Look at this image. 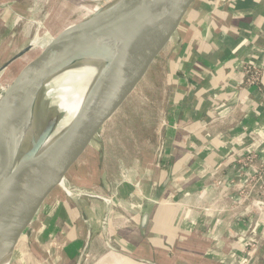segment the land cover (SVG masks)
Listing matches in <instances>:
<instances>
[{
	"label": "crops",
	"instance_id": "0c3cea01",
	"mask_svg": "<svg viewBox=\"0 0 264 264\" xmlns=\"http://www.w3.org/2000/svg\"><path fill=\"white\" fill-rule=\"evenodd\" d=\"M236 11H242L246 21L238 22ZM243 35L254 38L264 61V0H192L187 5L162 46L164 84L170 86L169 98L182 100V105L175 124L160 129L163 140L156 158L151 154L135 162L127 180L125 176L114 183L108 180L105 160L137 144L140 137L82 170L72 185L89 193L78 200L86 220L64 191L45 198L26 226L37 264H73L80 257L81 243L91 234L99 237L97 258L87 264H239L238 258L246 256L245 239H240L239 250L232 253L238 256L233 257L231 236L249 231L247 240L255 245L247 264H264L263 216L259 230L250 221L232 224L226 215L216 226L215 221L206 223L197 213L188 216L166 201L179 189L204 185L201 177L207 173L220 177L232 164L221 178L227 187L236 160L250 152L264 156V62L263 93L249 86L237 89L244 73L233 77V52ZM163 156L167 171L159 166ZM139 168L150 172L144 171L143 186L136 178ZM210 190L202 191L201 197L213 196ZM230 195L227 188V201ZM101 237L110 243L115 239L120 249L109 245L110 250L104 251Z\"/></svg>",
	"mask_w": 264,
	"mask_h": 264
},
{
	"label": "water",
	"instance_id": "95a60500",
	"mask_svg": "<svg viewBox=\"0 0 264 264\" xmlns=\"http://www.w3.org/2000/svg\"><path fill=\"white\" fill-rule=\"evenodd\" d=\"M89 1L93 4L92 7L96 8L91 10L87 23L81 21L66 33L54 30L49 32L41 27L40 33L34 35L27 44L0 65L1 81L22 62L38 54L35 61L29 65H34L33 85L40 90L49 74V68L53 69L50 64L54 65V54L64 56L68 61H97L101 53L116 51L114 61L104 62L103 71L79 109L77 122L71 124L42 153L39 152L47 140L44 134L17 159L18 141L24 126L18 129L19 123H12L2 133L0 229L32 214L45 198L65 190L74 183L82 170L103 158L106 153L114 152L145 134L172 126L180 114L182 100L172 101L169 98L170 86L164 82L158 86L141 85L140 88L145 93L136 95V99L131 100L142 78L141 73L126 62L130 59L141 61L155 31L165 22L167 15L175 21L184 13L185 4L192 0H141L142 2L138 3L141 11L127 8V11L122 12L125 20L135 18L134 33L127 36L122 44L118 40L111 41L113 45L107 43L103 37V18L97 1ZM121 3L124 9L126 0ZM242 13L236 11L234 15L238 22L247 19ZM120 21L124 20L121 18ZM243 30L247 31L244 28ZM241 39L242 43L237 51L233 52L236 55V63L232 68L233 77L245 72L255 50L253 37L243 35ZM96 43L98 45H95ZM51 111L49 110V113ZM51 114L46 133L58 119L57 113ZM121 175L126 176V172L122 171ZM145 218L146 214L142 220Z\"/></svg>",
	"mask_w": 264,
	"mask_h": 264
},
{
	"label": "rangeland",
	"instance_id": "374dc122",
	"mask_svg": "<svg viewBox=\"0 0 264 264\" xmlns=\"http://www.w3.org/2000/svg\"><path fill=\"white\" fill-rule=\"evenodd\" d=\"M81 1L83 0H71L70 3H66V7L64 6L66 9L63 7L64 12L56 15L55 18H58L53 20L54 17H52L53 14L50 9V5L44 3L43 0H0V65H2L20 48L28 43L37 31L38 24H40L41 27H46L52 21H59V23L54 25L52 29L50 27L49 32L54 30L66 33L69 28L81 21L87 23L90 13L87 16L81 17L80 12L83 11V14H87L86 10H76L84 6L87 10H89V12H91V10L96 7H92L93 4H91L89 0H86L84 4H81ZM96 1L97 6L101 9V12L105 13L119 0ZM56 4H58V1ZM162 51L163 47L157 51L141 73L140 77L142 80L135 94L131 96V100L136 99V95L138 96L139 94L145 93L141 90V85L145 86L147 84H156L158 86L163 82H167L165 75V59L163 56L164 52ZM262 61L263 56L258 59L257 63L254 62L248 70L246 69L244 72L247 85L255 88V92L259 91L261 93H263L261 85L263 71L259 66ZM31 69H34V65L28 68L27 71H30ZM14 70L12 72H14ZM12 72L0 81V87L6 83L12 82ZM25 72L26 71H21L19 74L25 75ZM18 84L19 83H17L16 86ZM9 97L10 95L4 90L0 91V132L3 131L4 127L8 124L11 118L12 104L7 106ZM163 132V130H160L154 134H145L141 136V140L137 144L129 146L105 160L108 180L112 183L118 182L122 178V169L126 172V176L123 180H127V176H129L128 174L132 171L130 168L133 169V164L135 162L141 160V163L151 154L156 158L157 152L162 146ZM159 166L161 171H167L168 161L165 160L164 156L160 160ZM231 167L232 164L222 170L220 177H217V173L214 172L207 173V175L201 177V180L205 179L204 185L201 183L202 186H199L198 188H192L191 186V189H179L180 191L178 193L176 192V197L172 198L169 196L166 201L174 207L179 208V210H182L183 213L188 216L189 214L195 215L197 213L199 216H202L204 222L206 223L215 221L217 226V222L221 223L223 221L222 217L226 215L227 217H231L230 223L232 224L238 223L245 225L250 221V224H254L252 227L255 226L256 229L259 230V219L261 216L264 217V156L256 152H250L243 158L236 160L233 165L234 170L229 178V184L227 187H223L221 184V178ZM247 170L249 174H247ZM144 171L145 170L141 169L139 173L136 174V178L142 186L145 184L144 179L147 177L143 175V173L146 172ZM206 187H210V191H212L214 195L205 199V197H201V194L203 193L202 191L205 192V190H207ZM69 188L77 193L79 197L87 193L85 190L76 188L72 184ZM227 188L228 192H231L229 201L225 198L227 195ZM63 191L66 192L65 190ZM146 222L147 218L140 222V226L143 228L146 227ZM28 229L29 227H25L19 234L9 264L39 263V261L37 262L35 255L29 249L30 246L27 238H31L32 236L30 235ZM249 232L247 234H237V236H231V240L235 243L234 249L238 248L237 246L239 245L238 243L240 239H245L243 244H241L242 250L246 252V249L249 248V244L252 243V241L247 240L249 238ZM98 239L99 237L97 235H89L84 243H81L79 248V250L81 249L80 257L73 260V264L92 263L97 258L94 252L97 250L95 242L97 243ZM101 241L102 249L104 251L110 250L109 245L117 249H120L121 247L115 239L112 240L113 243H110V241L108 242L106 239L101 237ZM245 244L246 246H244ZM238 259L240 260L241 257Z\"/></svg>",
	"mask_w": 264,
	"mask_h": 264
},
{
	"label": "bare ground",
	"instance_id": "6f19581e",
	"mask_svg": "<svg viewBox=\"0 0 264 264\" xmlns=\"http://www.w3.org/2000/svg\"><path fill=\"white\" fill-rule=\"evenodd\" d=\"M43 1L44 3L50 5L54 20L58 18H55L56 15L64 12L63 7H66V3H70L71 0ZM57 1L58 4H56ZM121 1H117L105 13H102V23L104 28L102 34L105 41H107V43H112V45L114 44V40H118L121 44L124 43L126 41V37L135 31V18L133 19L131 17L128 20H125L122 17V12L124 10L127 11V8H133L135 11H141L139 9L140 5L138 4L139 2H142L141 0H126L127 3L124 6V9H122ZM85 2L86 0H83L81 1V4H84ZM189 3L190 2H187L185 6L187 7ZM82 9H85L87 14H83V11H81ZM76 11H81V17L87 16L90 13L84 6L80 7ZM120 17L124 21H120ZM179 18L180 17L177 19L175 18L176 20L173 21L168 14L165 22L155 31L153 39L148 49H146L142 60L137 61L130 59L127 60L126 63L134 70L142 73L157 51L162 48L164 42L174 30ZM57 23H59V21H52L49 25L42 28L46 31H50V27L52 29ZM42 28L40 24H38L37 31L34 35L40 33ZM95 45H98V43ZM115 52L116 51L114 50L113 52L107 54L101 53L98 56L99 59L97 61L91 59L68 61L64 56L54 54L52 56L54 65L50 64V67L53 66V69L49 68V74L45 78L43 86L40 90L33 85V75L35 70L31 69L30 71H27L28 68L31 67L29 64L32 63V61H35L38 54L32 55L27 61L22 62L15 68L11 76L12 82L6 83L0 87V91L4 90L10 95L7 106L12 104L10 121L4 127L3 131L0 132V137L12 123L18 122V129L24 126L23 133L19 137L18 141L17 159L21 158L30 149L31 144L42 134H44L47 140L44 142L39 153H42L45 149H47L68 129L71 124L73 125L77 122L80 111L79 109L98 80L100 72L103 71L104 62H107L108 60L114 61L113 58ZM263 62L264 61H262L260 66L263 65ZM21 71H26L25 75H20L19 73ZM17 83L19 84L16 86ZM247 86L246 77L245 74H243L237 85V89ZM49 110H52V113H57L58 119L55 124H53L51 130L46 133V129L48 128L46 126L47 122L52 117ZM167 180H169V177ZM66 190L69 193L65 192L66 195L74 201L79 209L82 219L86 220L85 212L78 201L79 195L71 188L67 187ZM32 214L16 220L0 229V264H9L19 234L28 225ZM145 214L147 215V213Z\"/></svg>",
	"mask_w": 264,
	"mask_h": 264
},
{
	"label": "built area",
	"instance_id": "2783aa9c",
	"mask_svg": "<svg viewBox=\"0 0 264 264\" xmlns=\"http://www.w3.org/2000/svg\"><path fill=\"white\" fill-rule=\"evenodd\" d=\"M259 51L260 50H255L254 51V53H253V55H252V58H251V60L249 61V63H248V65H247V70H248V68L254 63V62H256V60L257 59H259L260 58V53H259ZM257 63V62H256ZM260 68H262L263 67V65H261V66H259ZM247 174H249L248 173V170H247ZM254 245H255V243H254V241H252V243H250L249 244V248L248 249H246V252L244 251V250H242L244 253H245V257H242L241 256V254H240V256H241V259L239 260L240 262H239V264H247V262H248V260H249V258H250V256H251V249H252V247H254ZM236 250H239V249H232V251H231V254L233 253V252H236ZM231 256H233V254L231 255ZM236 256H238L237 254H236ZM236 256H233V257H236Z\"/></svg>",
	"mask_w": 264,
	"mask_h": 264
}]
</instances>
